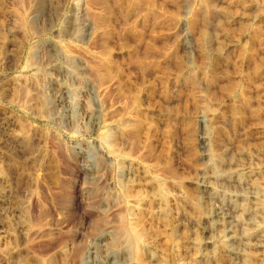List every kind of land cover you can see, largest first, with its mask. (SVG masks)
<instances>
[{
    "label": "rangeland",
    "instance_id": "374dc122",
    "mask_svg": "<svg viewBox=\"0 0 264 264\" xmlns=\"http://www.w3.org/2000/svg\"><path fill=\"white\" fill-rule=\"evenodd\" d=\"M43 1L0 0V113L21 137L18 151L9 145L11 197L32 181L41 204L40 250L15 264H72L80 241L96 251L90 262L109 251L115 264H264L244 218L264 201V0ZM54 78L70 94L63 105ZM238 160L256 200L231 180ZM63 183L61 209L48 192ZM211 189L232 211L233 254L204 244ZM21 223H32L27 210Z\"/></svg>",
    "mask_w": 264,
    "mask_h": 264
},
{
    "label": "bare ground",
    "instance_id": "6f19581e",
    "mask_svg": "<svg viewBox=\"0 0 264 264\" xmlns=\"http://www.w3.org/2000/svg\"><path fill=\"white\" fill-rule=\"evenodd\" d=\"M43 1V0H42ZM41 2V0H40ZM44 3V1H43ZM52 3V2H51ZM39 4V3H38ZM52 5V4H51ZM50 5V6H51ZM47 7V6H46ZM30 8H28L29 10ZM40 8L39 5L37 6L35 11H39ZM27 10V11H28ZM52 10V9H51ZM50 11V10H49ZM46 12V21L49 22L51 20L50 18V12ZM29 14L34 15V8H31L28 12ZM28 15V14H27ZM26 15V16H27ZM38 15V14H37ZM53 15V14H51ZM32 17V16H28ZM33 18V17H32ZM45 18V17H44ZM51 22V21H50ZM48 25V24H47ZM87 27V26H86ZM74 28V27H73ZM72 32V31H71ZM78 33V32H77ZM76 33V34H77ZM71 34V33H70ZM53 41V40H52ZM50 42V40H49ZM8 44V43H7ZM49 45V44H47ZM8 46L12 47V45L8 44ZM7 46V47H8ZM14 49V48H13ZM5 50V49H4ZM46 50V49H45ZM11 51V50H10ZM32 51V49H31ZM51 51V50H50ZM33 54V53H32ZM30 55V54H29ZM28 56V55H27ZM33 56V55H32ZM30 58V56H28ZM3 58V57H2ZM51 58V57H50ZM1 59V57H0ZM10 59V57H9ZM58 59V58H57ZM4 58L0 60V64L4 63ZM26 60V59H25ZM34 60V59H33ZM53 60V59H52ZM6 61V60H5ZM47 61V60H46ZM56 61V60H55ZM51 62V61H50ZM32 63V62H31ZM5 64V63H4ZM53 64V63H52ZM26 65H29L28 63ZM33 65V64H32ZM67 65V64H66ZM3 66V65H2ZM56 66V64L54 65ZM33 67V66H32ZM50 67V66H49ZM69 67V66H68ZM67 67V68H68ZM2 68V67H1ZM59 68V66H58ZM56 69V67H55ZM60 69V68H59ZM65 69V68H64ZM69 70V69H68ZM67 72H70L67 71ZM73 72V71H71ZM6 73V72H5ZM64 75V76H63ZM59 76L62 78L65 77V74L62 72H59ZM4 77V76H1ZM54 77V76H53ZM61 78V79H62ZM67 78V77H66ZM20 80V79H19ZM22 80V79H21ZM33 80V79H32ZM63 80V79H62ZM6 81V80H5ZM49 81V80H48ZM58 79H50V86L49 90L52 96V101L54 104H60L63 105L67 102V87L64 84H58ZM17 82V81H16ZM20 82V81H19ZM3 83V82H2ZM24 83V81L22 82ZM48 83V82H47ZM64 83V82H63ZM5 84V83H4ZM48 85V84H47ZM46 85V86H47ZM25 86V84H24ZM40 86V85H39ZM18 87V85H17ZM22 88V85H21ZM26 88V87H25ZM41 88V87H40ZM43 88V87H42ZM28 89V88H27ZM42 90V89H41ZM69 90V89H68ZM21 92V91H20ZM23 95L26 96L27 90L22 89ZM47 92V90H46ZM49 92V91H48ZM47 92V93H48ZM49 94V93H48ZM18 93V97H19ZM28 95V94H27ZM70 95V94H69ZM68 95V96H69ZM20 98V97H19ZM26 98V97H23ZM70 98V97H69ZM68 98V99H69ZM18 101V100H17ZM48 101V100H47ZM71 101V100H70ZM48 104V103H45ZM61 107V106H60ZM69 108V107H68ZM1 109V108H0ZM51 109V108H50ZM58 110V109H57ZM59 111V110H58ZM65 111V110H64ZM61 112V110H60ZM54 113V112H53ZM52 113V114H53ZM66 113V111H65ZM50 114V115H52ZM57 114V113H56ZM89 114V113H88ZM46 116V113H45ZM49 116V115H48ZM55 116V115H54ZM57 116V115H56ZM52 117V116H51ZM59 117V116H57ZM66 117V116H65ZM45 118V117H44ZM67 118V117H66ZM65 118V119H66ZM69 118V117H68ZM68 118L66 120H68ZM14 119V118H13ZM13 119L10 118V116H7L4 113H0V264H15L17 259L19 260L21 257L25 258L26 263L29 261L26 258V255L40 250V244H42L41 239L39 237V229L34 228V222H36V219L38 215V209H39V204H40V199L39 196H37L34 193V190L32 187L28 184L23 188L22 190V195L19 200H14L11 197V180L8 176V167L7 165L9 164V159H10V151H9V145H15L17 147L18 151V142L19 138H21L18 134L14 132V123ZM60 119V117H59ZM62 119V118H61ZM64 119V118H63ZM65 120V121H66ZM88 120V119H87ZM201 120H204V118ZM63 122V121H62ZM70 122V121H69ZM88 122V121H87ZM72 123V122H71ZM94 123V122H93ZM69 125V124H68ZM92 125V124H91ZM60 126V125H59ZM208 129V128H207ZM208 133V132H207ZM203 134V133H202ZM200 140L202 143H205L206 137L203 134L201 135ZM209 141V140H208ZM211 142V141H210ZM60 147V146H59ZM53 148V147H52ZM57 149V148H56ZM61 149V148H60ZM207 148H205L206 151ZM12 151V150H11ZM63 151V150H62ZM210 152V151H209ZM204 153V152H203ZM63 154V153H62ZM33 156V155H32ZM206 159L209 161L210 165L214 169V171L219 168L217 165V160L214 157L212 153H206ZM29 160V159H28ZM34 160V159H33ZM30 162V161H29ZM31 163V162H30ZM231 165V164H230ZM229 168L230 175L232 174L234 186L241 191L242 194H240L242 199L246 198L248 199V195L252 197V201L255 199L254 197L257 196L256 193L254 192V189L250 188L249 186H244L243 183V175L247 171V166L244 164L242 161H237L233 166H227ZM226 168V169H227ZM223 169V168H221ZM247 169V170H246ZM205 170V169H204ZM212 170V169H211ZM213 171V172H214ZM203 172V171H202ZM222 172V171H221ZM227 172V170H226ZM204 173V172H203ZM227 174V173H226ZM27 175V174H26ZM234 175V176H233ZM215 176L219 178L217 173H215ZM15 177V176H14ZM211 177V176H210ZM230 177V176H229ZM206 178V177H205ZM27 179V178H26ZM202 179V178H201ZM213 179V178H212ZM209 180V179H208ZM38 181V180H37ZM69 181V180H68ZM213 182V181H212ZM219 183V182H218ZM245 183V182H244ZM209 183L206 185V190L209 189ZM214 184V183H213ZM246 184V183H245ZM203 185V184H202ZM215 185V184H214ZM228 185V184H227ZM247 185V184H246ZM34 186V185H33ZM205 186V185H204ZM212 186V184H211ZM231 186V185H230ZM49 187V186H48ZM55 187V186H53ZM52 187V188H53ZM67 187V186H65ZM64 183L60 185L59 187L53 189L52 191H49V195H51L53 206L58 205V207L63 206L61 209L64 208L65 204L68 202V194L64 191L65 190ZM70 188V187H69ZM200 188V187H199ZM211 188V187H210ZM229 188V185H228ZM49 190V189H47ZM46 190V191H47ZM205 190V188H203ZM216 190V189H215ZM227 191V190H226ZM229 192V191H228ZM47 193V194H48ZM239 193V192H238ZM207 194V193H206ZM237 194V193H236ZM239 195V194H238ZM235 196V195H234ZM219 198V195L217 193H214L212 189L208 192L206 198L208 200L207 205L209 206V209L207 211H203V213L200 215V222L201 225L203 226V231L205 234V239H204V244L206 245H219L220 251L226 254H233L235 252V247H233L234 244V239L232 240L227 236V233L229 231V228L233 221V215H231V212H223L224 210L221 207L218 202H216V198ZM18 198V197H17ZM45 198V197H44ZM43 198V199H44ZM47 198V197H46ZM45 198V199H46ZM222 198V197H221ZM224 198V197H223ZM258 198V197H257ZM16 199V198H15ZM232 199V198H231ZM71 200V199H70ZM256 200V199H255ZM42 201V200H41ZM48 201V200H47ZM244 201V200H242ZM249 201V200H248ZM50 202L49 204H51ZM229 202V201H228ZM46 204V203H45ZM44 204V205H45ZM206 204V203H205ZM218 204V205H217ZM232 204V203H231ZM248 203V210H244V215H245V221L248 222L249 224L252 225L251 229L256 233L255 237L251 240L250 238V243L252 247H255L257 249H260L264 247V235L263 233V227H264V201H253L251 203L252 205H249ZM41 205V204H40ZM52 205V204H51ZM49 206V205H48ZM43 207V206H42ZM66 207V206H65ZM234 207V206H233ZM208 208V207H207ZM206 208V209H207ZM230 208V207H229ZM228 208V209H229ZM245 208V207H244ZM243 208V209H244ZM41 209V208H40ZM39 209V210H40ZM204 209V210H206ZM246 209V208H245ZM24 210L28 211V216L30 217L31 223L30 225H24L21 223V217L22 214L24 213ZM227 209H225L226 211ZM40 218V217H39ZM235 219V218H234ZM100 221V220H99ZM98 222V220H97ZM37 223V222H36ZM36 225V224H35ZM100 227V226H99ZM97 227H93V232L92 235L94 236V240L99 241V239H102L104 236L103 232L105 229L104 227L101 230H96ZM107 229V227H106ZM91 233V232H90ZM246 233V231H245ZM244 233V234H245ZM41 234V233H40ZM90 235V234H89ZM91 235V236H92ZM233 238V236H231ZM61 239V238H60ZM89 239V238H88ZM86 240V239H85ZM91 240V239H90ZM103 240V239H102ZM106 240V239H105ZM236 240V239H235ZM52 241V240H51ZM55 241V240H54ZM77 241V240H76ZM92 241V240H91ZM43 242H45L43 240ZM82 242V241H80ZM80 242H74V246L71 248L70 252V260L72 264H115L116 261V253L115 252H109L105 255L104 259H100L93 262V260L90 262L88 259V254L87 253H96V251L92 252L90 249L87 250V247H85V243L82 244ZM236 242V241H235ZM87 243V241H86ZM48 244V243H47ZM90 244V243H88ZM92 244V243H91ZM96 244V243H95ZM237 244V243H236ZM93 245V244H92ZM98 245V244H97ZM50 246V245H49ZM46 247V246H45ZM48 247V246H47ZM94 248V247H93ZM111 249V247H108ZM113 248V247H112ZM53 249V248H52ZM99 249V248H98ZM102 249V248H101ZM109 249V250H110ZM94 250V249H93ZM97 250V249H96ZM150 250V249H149ZM102 251V250H101ZM107 251V250H106ZM105 251V252H106ZM114 251V250H112ZM126 252V250H124ZM43 252V251H42ZM124 252V253H125ZM37 253V252H36ZM41 253V252H40ZM44 253V252H43ZM46 253V252H45ZM85 254V255H84ZM98 254V253H97ZM118 254V253H117ZM99 256V255H98ZM102 256V255H101ZM93 257V255H92ZM100 257V256H99ZM69 258V257H68ZM97 258V257H96ZM126 259V257H125ZM28 260V261H27ZM121 260V259H120ZM123 261V260H122ZM19 262V261H18ZM17 262V263H18ZM23 260L19 263H22ZM51 262V261H50ZM93 262V263H92ZM129 264V261H127ZM151 264H165L164 261L161 260H151ZM29 263V262H28ZM118 263V261H117ZM132 263V262H131ZM120 264H126V263H120Z\"/></svg>",
    "mask_w": 264,
    "mask_h": 264
}]
</instances>
